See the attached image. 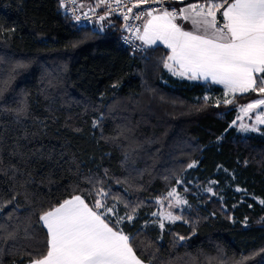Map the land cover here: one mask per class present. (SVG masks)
I'll list each match as a JSON object with an SVG mask.
<instances>
[{
	"label": "trees",
	"instance_id": "16d2710c",
	"mask_svg": "<svg viewBox=\"0 0 264 264\" xmlns=\"http://www.w3.org/2000/svg\"><path fill=\"white\" fill-rule=\"evenodd\" d=\"M0 28V224L20 225L15 241H0V264L45 252L40 213L73 195L91 207L101 198L90 180L121 217L139 205L117 227L137 237L146 264H264V126H232L236 108L263 94H236V106L206 100V87L220 97L223 88L170 74L166 47L133 63L117 30L77 25L61 0H0ZM177 185L182 219L160 228L157 200Z\"/></svg>",
	"mask_w": 264,
	"mask_h": 264
},
{
	"label": "snow or ice",
	"instance_id": "6c2138e0",
	"mask_svg": "<svg viewBox=\"0 0 264 264\" xmlns=\"http://www.w3.org/2000/svg\"><path fill=\"white\" fill-rule=\"evenodd\" d=\"M106 2L107 0H100V3ZM114 2L119 6L121 0ZM169 2L170 0H137L133 5H160L159 8H150L143 14H137V20L147 18L142 32L140 28L134 31L136 38L145 45H154L160 41L171 49V54L162 61L165 68L174 75L187 77L189 80L204 79L224 85L226 96L250 91L264 94V0H196L179 11L164 7ZM179 2L183 3V0ZM127 12L131 13L132 8H127ZM217 13L220 14L219 19ZM111 14L110 10L108 15ZM123 18L127 21L129 16L124 15ZM76 19L79 20L80 17L77 16ZM99 19L103 20L105 17L101 16ZM177 19L190 22L192 29L185 30L182 25L176 23ZM128 30L133 31L131 28ZM2 31L4 30L0 28V32ZM205 99L207 100V97ZM233 102V99L223 101L224 104ZM262 105L264 98H258L240 106V111L249 115ZM23 111L21 108L16 110V113L19 116ZM241 118L238 116L237 120ZM236 122L234 120L233 124ZM98 124L99 121H94L93 127ZM256 125H264V111L255 114L253 125L241 124L240 129L258 131ZM193 166L194 164L188 165ZM90 183L93 184L95 196L101 198L94 199L91 207L82 195H73L40 213L39 221L47 233V239L44 241L46 251L26 252L30 264H143L133 247L137 245V250H141L137 237H130L117 227L125 220L131 221L139 205L131 207V213L121 217L116 212L115 205L109 207L103 202V198L109 193L102 187H96L97 181L90 180ZM84 195L92 193L86 192ZM174 195L176 200L175 204H170L171 207L187 203L179 198L175 190L167 193V197ZM260 203L264 204V200ZM0 210H3L2 207ZM109 214L116 215V219L112 220ZM152 215H159L173 222L182 219L171 211L153 212ZM158 223L160 228H164L163 219ZM31 228L32 223L29 220L23 229L26 238H31ZM19 229L20 225H17L7 231L3 224H0V231L7 232L6 235L0 236V241L5 244L15 241ZM184 239L186 238L183 236L179 237L181 241ZM245 259L241 258L233 264H244Z\"/></svg>",
	"mask_w": 264,
	"mask_h": 264
},
{
	"label": "built area",
	"instance_id": "2783aa9c",
	"mask_svg": "<svg viewBox=\"0 0 264 264\" xmlns=\"http://www.w3.org/2000/svg\"><path fill=\"white\" fill-rule=\"evenodd\" d=\"M64 12L79 26L96 25L101 29L113 28L120 34V40L124 46L130 49L131 59L133 63L140 61L148 46L143 41L136 38L135 29L142 26L145 18L137 20V14H143L150 8H159V4H140L138 7H133L137 0H121L117 6L114 0H107L102 11L93 8H83L80 6L78 0H61ZM132 8V12L128 13L127 8ZM165 7V5H164ZM111 10V15H108ZM87 14V15H85ZM124 15H128L129 19L124 20ZM80 19L77 20L76 17ZM104 16L105 19L101 20L99 17ZM125 25L128 27L126 28ZM131 28L133 31H129Z\"/></svg>",
	"mask_w": 264,
	"mask_h": 264
},
{
	"label": "rangeland",
	"instance_id": "374dc122",
	"mask_svg": "<svg viewBox=\"0 0 264 264\" xmlns=\"http://www.w3.org/2000/svg\"><path fill=\"white\" fill-rule=\"evenodd\" d=\"M177 11H179V9ZM205 92H206L205 95H204L205 97H207L209 99H212V100H216V101H224V99H233L236 94H240V93H236V94H234V96H233V94H228L226 96L225 95V92H226L225 87H224V91L222 92V96L221 97H220L221 94H219L218 92L210 91L209 87L205 88ZM259 98H264V94L262 96H260ZM254 101L255 100H253L251 102H254ZM251 102H249V103H251ZM243 105H246V104L239 105L236 108L237 112H236L235 121H237V122L235 124H233V122H232V126L236 127L239 132H241L242 134H245V135L260 133L261 132L260 128H261V126H264V125H256L258 131H243V130L240 129V125L241 124H245V125H249V126L253 125L255 123V114L257 112L264 111V105H262L260 109H254L253 112L251 114H249V115H244L240 111V106H243ZM238 116L242 117V118L240 120H237ZM177 181H180V180L177 179ZM177 184H179V185L182 184V187H184L185 191L189 190V188H190L188 184H184V183H182V181H180V183H177ZM179 185H177L176 187H173L170 190V192L175 190V193L179 194V198L180 199H183V200L187 201V198H186L185 194L180 192V190L178 189ZM209 188L211 189V192H214V188H212V187H207V188L203 187L201 189V191L208 190ZM193 194L197 195L198 192H194ZM175 200H176V196L175 195L173 197H167V195H166L163 199H158L157 200V209H156L155 212L160 213V212L171 211L174 214V210L176 208H179V207L185 205V204H181V205H176L175 207H171L170 204H175ZM110 207H112V206H110ZM115 209H116V212L118 213V215L120 216V212H119V210L117 208V205H115ZM109 215L116 217V215H114V214H109ZM123 216H125V215H123ZM155 217H158L159 220L163 219V222H173V221L166 220L162 216H159V215L155 216ZM176 221H178V220H176Z\"/></svg>",
	"mask_w": 264,
	"mask_h": 264
},
{
	"label": "crops",
	"instance_id": "0c3cea01",
	"mask_svg": "<svg viewBox=\"0 0 264 264\" xmlns=\"http://www.w3.org/2000/svg\"><path fill=\"white\" fill-rule=\"evenodd\" d=\"M82 2H83V4H85V5H83V8H93V9H96V10H99V11H102L103 8H104V5H105V3H100V0H83ZM97 5H99V6H97ZM84 6H85V7H84ZM183 7H184V6H183ZM181 8H182V7H181ZM179 9H180V8H179ZM169 10H171V9H169ZM176 10H178V9H176ZM217 17H219V16H218V13H217ZM146 18H147V17H146ZM146 18H145V20H146ZM218 19H219V18H218ZM145 20H144L143 23H142L141 32H142V30H143V25H144V23H145ZM176 23L182 25V27H183L185 30H191V29H192V25H191L190 22H188V21H182V20H180V19H177ZM156 45H162V46L166 47V48L169 50V52H170L169 55L171 54V49L168 48L167 45L163 44V42L157 41L156 44H154V45H147V46H148V47H153V46H156ZM169 55H168V56H169ZM165 69H166L170 74H173L171 71H169V69H167V68H165ZM173 75H174V74H173ZM174 76L179 77V78H187V77H180V76H177V75H174ZM197 81H209V82H211V83H214V82H212L211 80H204V79H197ZM214 84H215V85H218L219 87H222L223 90H224V85L217 84V83H214ZM143 264H146V263L143 262Z\"/></svg>",
	"mask_w": 264,
	"mask_h": 264
},
{
	"label": "water",
	"instance_id": "95a60500",
	"mask_svg": "<svg viewBox=\"0 0 264 264\" xmlns=\"http://www.w3.org/2000/svg\"><path fill=\"white\" fill-rule=\"evenodd\" d=\"M238 104V101H234L231 105L236 106Z\"/></svg>",
	"mask_w": 264,
	"mask_h": 264
}]
</instances>
